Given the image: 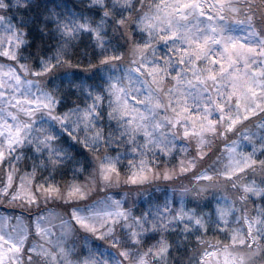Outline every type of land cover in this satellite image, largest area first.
I'll use <instances>...</instances> for the list:
<instances>
[{
  "label": "snow or ice",
  "instance_id": "6c2138e0",
  "mask_svg": "<svg viewBox=\"0 0 264 264\" xmlns=\"http://www.w3.org/2000/svg\"><path fill=\"white\" fill-rule=\"evenodd\" d=\"M0 264H264V0H0Z\"/></svg>",
  "mask_w": 264,
  "mask_h": 264
}]
</instances>
